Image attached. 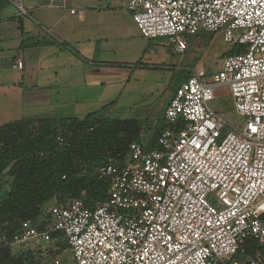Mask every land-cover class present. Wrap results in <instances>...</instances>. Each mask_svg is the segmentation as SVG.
Wrapping results in <instances>:
<instances>
[{
  "label": "built area",
  "instance_id": "built-area-1",
  "mask_svg": "<svg viewBox=\"0 0 264 264\" xmlns=\"http://www.w3.org/2000/svg\"><path fill=\"white\" fill-rule=\"evenodd\" d=\"M123 1L142 36L177 54L187 37L218 30L245 51L226 55L211 82L190 69L165 106L159 148L133 142L97 169L110 182L105 201L52 205L42 228L0 229V248L63 240V258L50 253L47 264H264L259 251L246 254L249 241L264 248V0ZM8 2L27 14L23 0ZM218 85L242 123L210 107Z\"/></svg>",
  "mask_w": 264,
  "mask_h": 264
},
{
  "label": "trees",
  "instance_id": "trees-1",
  "mask_svg": "<svg viewBox=\"0 0 264 264\" xmlns=\"http://www.w3.org/2000/svg\"><path fill=\"white\" fill-rule=\"evenodd\" d=\"M7 4L8 0H0V17ZM244 51V45H232L223 56ZM182 73L173 92L190 71ZM165 126L163 117L152 123L149 119L99 118L96 111L82 118H21L0 124V182L4 176L8 184L7 191L0 193L1 231L11 234L22 220L42 228L49 215L44 211L47 204L78 198L88 206L105 201L110 182L100 179L97 169L125 157L133 142L146 149L159 148L157 135ZM248 244L247 255L255 251L264 255L257 242ZM23 245L0 248V264H47L46 255L67 248L63 240L52 241L51 252L44 256L36 247L20 249Z\"/></svg>",
  "mask_w": 264,
  "mask_h": 264
},
{
  "label": "crops",
  "instance_id": "crops-1",
  "mask_svg": "<svg viewBox=\"0 0 264 264\" xmlns=\"http://www.w3.org/2000/svg\"><path fill=\"white\" fill-rule=\"evenodd\" d=\"M23 2L27 6L25 16H17L15 7L7 4L0 17V111H16L20 119L34 121L79 117L62 114L76 111L86 100L99 105L101 92L98 97L93 92L112 80L123 79L109 67L116 62L103 59L106 53L101 51L106 48L102 47L110 45L107 49L115 50L118 41L129 37L127 19L137 27L124 1ZM66 9L76 15V21L64 18L61 10ZM70 9L76 12L70 13ZM7 44L14 53L3 65L2 48ZM16 60L22 61L21 68Z\"/></svg>",
  "mask_w": 264,
  "mask_h": 264
},
{
  "label": "rangeland",
  "instance_id": "rangeland-1",
  "mask_svg": "<svg viewBox=\"0 0 264 264\" xmlns=\"http://www.w3.org/2000/svg\"><path fill=\"white\" fill-rule=\"evenodd\" d=\"M61 13L66 20L76 21V15H70L67 9L61 10ZM127 23L131 30L129 37L123 42L118 41L115 44V50L107 49L110 46L108 45V47H102L106 49L101 51L106 53L103 59L116 62V65L109 67L115 70L118 78L123 77V79H117L115 82L110 79L112 82L105 87H100L99 91L93 92L95 97H98L101 92L99 105H91L86 100L85 105L78 106L76 111L62 114V116L84 117L96 111V116L99 118L149 119L152 123H157L163 117L175 83L183 75L182 71H190L195 65H199L204 72L205 80L211 82L214 73L222 66L225 57L223 54L232 47V44L224 41L222 30L214 33L199 32L195 36L187 37V50L183 54H177L171 50V45L166 39L141 37L131 20L127 19ZM7 46L2 48L5 53L3 65L8 63L14 53L13 49L10 51L8 49L12 46L10 44ZM111 48H113L112 44ZM213 94L214 99L210 102V107L229 122L242 123L243 118L234 112L229 87L218 85L213 89ZM18 119L20 115H17L16 111H0V124ZM148 134L150 131L147 136ZM7 189L8 184L3 176L0 182V193L3 194ZM49 207V204L45 205L44 211L47 212ZM33 247L40 249L45 256L52 245L47 242L33 241L20 249L26 250ZM64 254L58 255L63 258ZM50 256L51 254L44 257L47 262Z\"/></svg>",
  "mask_w": 264,
  "mask_h": 264
}]
</instances>
